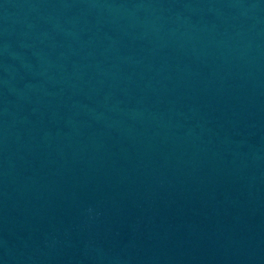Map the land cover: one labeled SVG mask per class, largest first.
Wrapping results in <instances>:
<instances>
[{"label":"water","instance_id":"obj_1","mask_svg":"<svg viewBox=\"0 0 264 264\" xmlns=\"http://www.w3.org/2000/svg\"><path fill=\"white\" fill-rule=\"evenodd\" d=\"M0 264H264V0H0Z\"/></svg>","mask_w":264,"mask_h":264}]
</instances>
